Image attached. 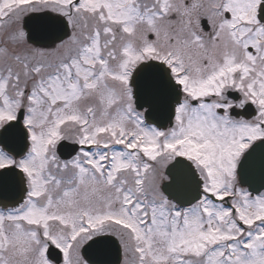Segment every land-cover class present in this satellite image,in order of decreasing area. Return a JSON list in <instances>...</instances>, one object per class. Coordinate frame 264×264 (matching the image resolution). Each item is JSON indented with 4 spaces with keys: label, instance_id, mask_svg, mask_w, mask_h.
Wrapping results in <instances>:
<instances>
[{
    "label": "snow or ice",
    "instance_id": "snow-or-ice-1",
    "mask_svg": "<svg viewBox=\"0 0 264 264\" xmlns=\"http://www.w3.org/2000/svg\"><path fill=\"white\" fill-rule=\"evenodd\" d=\"M0 264H264V0H0Z\"/></svg>",
    "mask_w": 264,
    "mask_h": 264
}]
</instances>
